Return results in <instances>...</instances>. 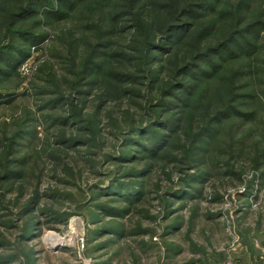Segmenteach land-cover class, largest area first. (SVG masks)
I'll use <instances>...</instances> for the list:
<instances>
[{"label":"rangeland","instance_id":"374dc122","mask_svg":"<svg viewBox=\"0 0 264 264\" xmlns=\"http://www.w3.org/2000/svg\"><path fill=\"white\" fill-rule=\"evenodd\" d=\"M227 1L234 10L237 0ZM255 1L256 22L264 0ZM28 2L0 0V39L7 33L12 14ZM127 4L128 0H111L104 10L90 6L66 22L48 24L41 18V25L20 26L47 37L30 47L17 75H0V264H219L225 259L235 264H264V30L260 51L244 62L251 65L245 69L249 74L237 78L238 68L244 69L231 63L197 90L191 75L184 80L195 92L191 102L202 96L196 101L198 108L183 116L191 140L234 97L244 96L236 106L252 115L250 119L226 120L214 138H199L202 149L196 152L190 150L188 140L184 142L181 131V144L173 155L151 164L136 163L130 171L112 160L121 150L112 127L126 129L132 119L137 122L148 107L146 100L156 94L142 77L141 84L132 85L107 76H89L86 82L81 78L85 61L106 29L118 31L116 46L125 43L128 36L124 33L134 23L132 15L123 10L125 18L117 25L111 17ZM140 7L137 4L134 9ZM155 9L150 12L156 20ZM13 42L17 47L24 45L21 40ZM191 45L195 46L194 40L183 46L180 55L188 48L193 53ZM120 63L111 62L108 74L127 72ZM178 65L176 58L165 67L155 65L158 72L152 81L166 82ZM234 82L237 90H232ZM187 95L176 92L170 98L172 106L187 101ZM61 98L62 105L47 106ZM133 101L142 103L143 112L139 107L131 111L130 105L136 106ZM151 109L154 118L158 112ZM74 110L89 122L99 110L105 127L100 137L95 132L81 135L94 138L88 146L66 148L62 141L71 137L73 125L65 128L58 122ZM167 111V120L178 115L176 109ZM9 166L22 177L4 183L1 179ZM148 168L150 173L144 178L129 180L144 184L143 201L134 206H127L123 199L113 204L123 209V218L110 217L97 208L112 205L110 196H102L98 189L117 177L119 170L120 175H127ZM36 201L33 213L22 215Z\"/></svg>","mask_w":264,"mask_h":264},{"label":"trees","instance_id":"16d2710c","mask_svg":"<svg viewBox=\"0 0 264 264\" xmlns=\"http://www.w3.org/2000/svg\"><path fill=\"white\" fill-rule=\"evenodd\" d=\"M109 1L111 0H29L25 6L12 14L7 33L0 39V75L6 77L15 75L18 65L29 56L30 47L41 44L47 37L45 34H36L31 30L25 32L20 26L30 23L41 25V18L48 24L66 22L78 11L90 6H94L92 9L95 11L104 10ZM163 1H167V3L162 0H128L126 6L120 7L124 9L111 17L115 23L112 24L117 25L125 18V13H121L123 10H127L132 15L134 23L131 24L129 31L124 33L125 36H128L125 43H118L119 45L116 46L115 40L118 39V31L115 27L112 30L109 29L110 31L106 29L105 34H100L95 50L82 68L83 82H86L89 76H95L96 79H103L107 76L119 84L131 85L141 84V80H145L148 82V87L151 85L152 93L156 94L150 98L151 101L146 100L148 107L144 113L148 117H144V113H141V118L137 119V122L132 119L126 129H121L117 125L115 127V124L112 127L116 128L114 138L121 142V150L112 157V160L118 163L119 167L128 168L130 171L135 168L136 163L151 164L167 158L170 153L173 155L172 152L176 146L181 144L182 137L184 142L188 140L192 152L196 149L201 150L199 138H214L220 130L218 126L232 117L247 121L252 116L242 112L236 106L237 100L244 96H238L236 99L234 97L230 104L224 107V110L216 111L210 120L208 119L206 126L195 132L194 140H191L190 127L186 121L184 122L183 116L187 112L190 115L193 110L198 108L196 101L202 96L197 97L194 103L191 102L195 92L192 94L190 86L187 87L184 80L188 75H191L193 83L196 85L195 90H197L204 83L220 75L225 65L231 63H236L238 67L244 69L242 71L238 68V73L235 74L237 78L249 74L245 72V69H250L251 65H248L249 63L246 65L244 62L250 61L260 51L261 47H258V44L262 40L261 35L264 30V7L260 18L255 22V13L253 14L255 0H237L234 10L233 7H229L227 0ZM137 4H142V7L134 9ZM152 7H157L159 10L155 9L158 12L156 20L152 19L153 13L150 12ZM133 10H135L134 13ZM19 40L23 41V47H17L13 42ZM191 40L195 41V46L191 45L190 48L193 53L187 52L188 48L184 55H180L186 48L183 46H189ZM212 40L213 43H210ZM116 47L122 52L119 53ZM175 58L180 65L173 67L175 68L174 74L172 72L169 79L163 83H160L159 80L152 81V75L154 72H158L155 65L161 64L162 67H165L170 65ZM111 62H121L119 65L122 64L121 66L126 68L127 72L108 74ZM141 77L142 79L139 81ZM233 84L232 90H237L238 86L235 85V82ZM109 86L111 90L113 87L111 83ZM180 90L186 91V95L189 90L190 95H187V101H182L179 106L173 107L170 98L175 97L176 92H180ZM129 98L133 99L132 95ZM51 102L47 106L51 104V108H55L59 104L62 105L64 99ZM71 105L73 106V104ZM135 105H130L131 111L133 107H139V112H143L142 103H135ZM150 107L155 108V111L158 112L155 113L156 117L154 118V112ZM168 108L177 110L174 111L178 112L175 119L164 118V112H168ZM70 112L66 113V119L58 122L65 128L73 125L71 137L62 141L66 148H80L94 142V138L85 139V137H81L82 134L88 135L92 132L94 135L95 132L96 136H102L105 116L101 115L99 110H95L94 118L90 122L84 117H80L84 114L80 113L79 115L75 110ZM129 118L131 119V117ZM73 119L75 123H73ZM145 122L148 123L145 124ZM90 125L94 128L93 131H90ZM74 129L76 130L74 131ZM181 131H183L182 137ZM145 138L149 139V144L145 142ZM177 138L180 140L177 141ZM142 152L144 154L141 158ZM8 162L11 164L10 160ZM150 168L127 175H120L121 171L119 170L116 174L117 177L109 181L105 187H98L102 196H110L109 200L112 205L111 203L102 204L97 208L110 217L123 218V209H118L113 204L119 203L122 199L129 204L127 206L141 203L145 197L144 184H131L129 180L144 178L150 173ZM21 177L22 173L13 169V166H9L1 180L7 183L8 180ZM36 205L37 201L32 207L30 205L22 215L32 214ZM33 226L34 224L31 222L29 228L31 229ZM26 238L24 236V239Z\"/></svg>","mask_w":264,"mask_h":264},{"label":"built area","instance_id":"2783aa9c","mask_svg":"<svg viewBox=\"0 0 264 264\" xmlns=\"http://www.w3.org/2000/svg\"><path fill=\"white\" fill-rule=\"evenodd\" d=\"M219 264H235L231 259H225L224 261L220 262Z\"/></svg>","mask_w":264,"mask_h":264},{"label":"bare ground","instance_id":"6f19581e","mask_svg":"<svg viewBox=\"0 0 264 264\" xmlns=\"http://www.w3.org/2000/svg\"><path fill=\"white\" fill-rule=\"evenodd\" d=\"M50 237H52V235L50 236ZM53 238V237H52ZM60 239V238H59ZM55 240V239H54ZM57 242V241H56ZM56 242H54V243H56ZM61 242H62V240H61ZM53 243V242H52ZM57 244H59V243H57ZM62 244V243H61Z\"/></svg>","mask_w":264,"mask_h":264}]
</instances>
